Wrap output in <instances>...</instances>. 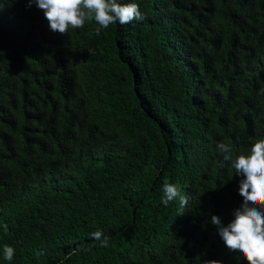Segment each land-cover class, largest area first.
<instances>
[{
  "label": "trees",
  "instance_id": "trees-1",
  "mask_svg": "<svg viewBox=\"0 0 264 264\" xmlns=\"http://www.w3.org/2000/svg\"><path fill=\"white\" fill-rule=\"evenodd\" d=\"M118 2L145 18L61 35L0 0V264H246L211 217L243 203L216 145L264 139V0Z\"/></svg>",
  "mask_w": 264,
  "mask_h": 264
},
{
  "label": "clouds",
  "instance_id": "clouds-1",
  "mask_svg": "<svg viewBox=\"0 0 264 264\" xmlns=\"http://www.w3.org/2000/svg\"><path fill=\"white\" fill-rule=\"evenodd\" d=\"M27 4L29 7L35 4L43 12L49 30L61 35H66L70 29L82 28L85 21H94L99 33L117 22L125 25L145 18L136 3L122 4L118 0H27ZM260 91L264 93V89ZM216 150L226 166L234 169L238 176H243L239 181L243 203L234 211V219L227 226L214 215L211 223L229 251L237 253L246 264H264V139L256 140L246 155L233 157L231 146L223 142L216 145ZM162 193L164 206L177 199L181 210L188 204L187 194L174 184L165 182ZM0 228L7 232L6 224ZM91 235L101 247L108 246V237H103L102 232L96 231ZM2 251L3 259L11 262L15 249L5 244ZM205 264H219V261L210 260Z\"/></svg>",
  "mask_w": 264,
  "mask_h": 264
}]
</instances>
